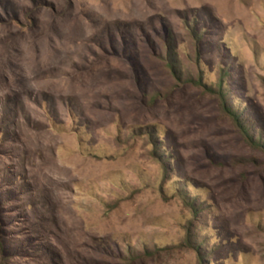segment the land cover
Instances as JSON below:
<instances>
[{
    "label": "rangeland",
    "instance_id": "obj_1",
    "mask_svg": "<svg viewBox=\"0 0 264 264\" xmlns=\"http://www.w3.org/2000/svg\"><path fill=\"white\" fill-rule=\"evenodd\" d=\"M0 264H264V0H0Z\"/></svg>",
    "mask_w": 264,
    "mask_h": 264
}]
</instances>
